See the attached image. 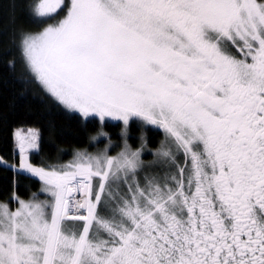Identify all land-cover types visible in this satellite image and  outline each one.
<instances>
[{
  "label": "snow or ice",
  "instance_id": "1",
  "mask_svg": "<svg viewBox=\"0 0 264 264\" xmlns=\"http://www.w3.org/2000/svg\"><path fill=\"white\" fill-rule=\"evenodd\" d=\"M25 2L39 22L67 8L19 36L55 100L165 140L157 168L125 143L46 171L25 156L37 131L17 132L52 199L0 203V264H264V0Z\"/></svg>",
  "mask_w": 264,
  "mask_h": 264
},
{
  "label": "trees",
  "instance_id": "2",
  "mask_svg": "<svg viewBox=\"0 0 264 264\" xmlns=\"http://www.w3.org/2000/svg\"><path fill=\"white\" fill-rule=\"evenodd\" d=\"M45 23L30 16L25 0H0V150L15 154V132L34 129L38 147L30 156L62 164L75 150L89 149L90 139L100 126L95 119L83 120L65 110L29 71L19 48V36L21 32H40ZM9 61H14V67L9 66ZM103 130L111 139L122 140L120 124L106 123ZM137 134L134 125L130 126L131 147L137 143ZM147 140L148 146L154 148L158 135L150 133ZM37 192V188L0 169V203L12 206V197L27 200Z\"/></svg>",
  "mask_w": 264,
  "mask_h": 264
},
{
  "label": "rangeland",
  "instance_id": "3",
  "mask_svg": "<svg viewBox=\"0 0 264 264\" xmlns=\"http://www.w3.org/2000/svg\"><path fill=\"white\" fill-rule=\"evenodd\" d=\"M69 3H70V0H65V4H69ZM66 13H67V8L66 7H62L61 9H59L57 11V13L53 14L52 18H48V20L45 23V25L42 28V30L45 27H47L48 24L57 23L60 19H62L66 15ZM33 77H34V75H33ZM42 89L49 96H51L43 87H42ZM52 98L55 100L54 97H52ZM55 101H57V100H55ZM60 105L65 110H67L68 112H71V113H74V114L78 115L83 120H88V119L97 120V122H98V124L100 126V129L98 130V132L96 134H94L91 137V139H90V148L89 149L75 150L73 152V154H72V157L70 158V160L67 163L71 162L75 158V156H76V154L78 152H81V153L86 152V153L91 154V155H96V154L104 152L105 149L107 148V152H108L109 155L116 156L121 150H123V148L125 146V143H127V145L131 148L132 151H136L137 150L136 148L133 149V147L130 146L129 142L126 141L125 137H124L123 141L117 142L115 139H111L109 134L106 133L103 130V126L106 123H110V124H117L118 123V124H120V126L122 128L121 131L123 132L124 124H123L122 121H115V120H111L109 118H106L103 122H101L99 117H96V116H89V117L85 118L79 112L73 111V110H69L62 104H60ZM133 121L136 124H139L144 130L147 129V126H149L151 128L159 129L162 132V134L164 135L163 141L165 140V133H164V131L162 129H160V128L154 126V125L146 124L143 121H138V120H135V119L131 120L129 124L133 123ZM28 131L19 130V131L15 132L14 137H15V140L17 142V152L15 154L9 155V154H6V153H4V152H2L0 150V158H2L6 162L7 165H9L7 167L4 166V165H0V169L2 171H4V172L8 173L9 175L13 176L15 179L20 180V181H22L24 183H27V184L32 185L33 187L37 188L38 192L36 193V197L39 200H51L52 199L51 196L42 191V189L44 188L43 181H41L39 179V177L32 175V173L28 172L26 169L20 168L21 156H20V152H19V143H18L16 134H17V132H20V133H22L24 135H27ZM101 132H103L105 135H100ZM36 143H38V141H36ZM139 143H140L139 145L141 146L142 142H139ZM160 147H161V145H160ZM157 150H156V153H157ZM35 151H36V148H28V149H26V152H25V156L27 157V162L29 164H31L33 167L44 168L47 171V170H51V168L53 166H57L58 167V166L67 164V163L59 164V163H56V162H48V161H42V160H39V159L32 158L30 155L32 153H34ZM146 154H147V152H146L145 148L141 147V149H140L141 167L143 169H152V168L159 167V164L157 162V160H158L157 155L154 152H150V154H152V155H151V158L149 160L146 157H144V156H146ZM32 198H33V196L30 199H27V200H24V201H26V202L30 201ZM11 200H12L13 205L10 206V204L8 203L9 206H10V210L11 211H15L19 207V201L15 197H12ZM4 203H7V202H4Z\"/></svg>",
  "mask_w": 264,
  "mask_h": 264
},
{
  "label": "flooded vegetation",
  "instance_id": "4",
  "mask_svg": "<svg viewBox=\"0 0 264 264\" xmlns=\"http://www.w3.org/2000/svg\"><path fill=\"white\" fill-rule=\"evenodd\" d=\"M233 51L235 52V49H233ZM235 54L237 55V57H239L240 56V53L239 52H235ZM132 125H134V127H135V129H136V131L138 132V134H137V138H136V141H137V143H136V145L135 146H132L133 147V149H141V146L143 145V148H145V150H146V152H147V154H146V156H144V157H146L147 159H149L150 160V158H151V155L152 154H150V152H154L155 154H156V150L160 147V145H161V143L163 142V137H164V135L162 134V132L159 130V129H155V128H151V127H149V126H147V129H143L139 124H136L134 121H133V123H131V124H129V126H128V130H127V134L126 135H124V134H122L121 133V141H123V139H124V137L126 138V141L128 142V138H129V130H130V126H132ZM121 130H122V128H121ZM150 133H156L157 135H158V143L156 144V146L154 147V148H150L149 146H148V143H147V136L150 134ZM139 142H142V145L140 146L139 144ZM68 225H80V226H82V224H83V221H68V222H66Z\"/></svg>",
  "mask_w": 264,
  "mask_h": 264
}]
</instances>
